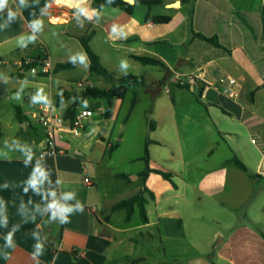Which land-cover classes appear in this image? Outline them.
<instances>
[{
  "label": "crops",
  "instance_id": "crops-1",
  "mask_svg": "<svg viewBox=\"0 0 264 264\" xmlns=\"http://www.w3.org/2000/svg\"><path fill=\"white\" fill-rule=\"evenodd\" d=\"M92 2L5 0L0 6V60L6 58L5 64H13L16 68L12 77L29 85H46L39 78L44 76H34L38 79L30 80L33 75L19 69L17 64L36 49L46 51L55 66L68 62L89 64L85 51L80 61L64 51L67 52L73 42L81 45V37L93 33L92 43L102 33L111 47L119 49L131 60L136 61L132 56H145L161 61L165 67H154L166 71L164 78L168 84L157 80L152 85L162 87L165 84L167 91L173 94L172 99H175L174 89H184L175 86L177 76L185 79L191 90L197 88L201 99L194 106L205 111V114L198 112V122L206 131L188 136L183 150L172 146L179 155L175 169L152 164L150 156L151 168L174 174L175 188L154 173L143 184L139 174L144 169L133 180L125 173L111 170L105 160L112 156L109 152L112 145L106 144L105 140L96 139L97 149H92L90 143L79 148L84 141L83 133L90 138L95 135L93 120L88 121L83 133H62L57 156L40 158L44 130L33 124L31 114L39 112L43 104H39L36 112L19 106L26 118L25 122H20L15 114L20 128L25 132L33 128L37 131L28 141L16 135L21 141L17 147H0V264H129L133 260H140L139 264H188L198 257L208 259L211 264H264L261 235L264 233V214H250L255 201L246 196L244 203L250 204L245 214H212L210 218L217 228L209 230L202 226L196 231V238L189 237L186 216L176 208L180 184L175 181V177L178 179L180 173L192 167L193 158L189 156L191 151L195 154L196 149L192 147L199 144L198 139H207L204 152L210 153L213 148L209 136L213 133L223 136V142H226L225 138L238 137L243 132H257L264 138V116L257 113L258 106L264 101V0H163V13H158L155 10L158 6H155L150 15L170 16L172 19L167 24L146 20L149 10L143 5H137L134 14L129 16L115 7L95 10ZM183 5L188 10V17L192 11L195 32L217 35L230 51L190 38L177 52L171 53L166 48L174 43L171 35H159L158 31L162 25L170 27L174 24ZM49 42L63 53L53 56V46ZM95 53L104 66L101 54ZM77 64L72 70L80 69ZM59 71L50 77L48 85V100L55 98L56 104L57 96L63 90L72 91V84L76 82L53 78ZM19 72L23 76L16 79L14 74ZM86 74L91 75L87 71ZM224 76H231L239 83L237 98L223 92L225 85L220 84L219 79ZM190 77L194 78V83ZM72 103L69 99L59 106L67 111ZM175 105L176 99L173 100ZM221 115L231 122L236 121L239 128L226 127L229 122ZM158 123L156 119L157 126L150 138L153 143L149 146L164 144L154 137ZM107 133L108 130L102 135L104 139ZM260 150L263 157L256 173L246 167L264 180V148ZM95 151L100 153L93 158ZM231 159H226V164H233ZM225 171V167H221L214 178L212 171H208L206 175L210 180L199 187L205 188L208 196L222 192L228 178ZM154 175L163 179L158 190L151 185L152 180L158 181ZM86 178L92 185L85 182ZM183 183L189 186L187 182ZM144 187L154 195L151 198L146 194L147 223H143L140 216L133 221L136 212L139 213L138 208L130 222L125 221V211L111 212L116 203L136 195ZM116 191L132 194L122 198ZM53 202L61 203V216L50 213ZM262 205L264 207V202ZM185 242L192 249L187 257L180 251L183 248L180 249V245Z\"/></svg>",
  "mask_w": 264,
  "mask_h": 264
},
{
  "label": "rangeland",
  "instance_id": "rangeland-1",
  "mask_svg": "<svg viewBox=\"0 0 264 264\" xmlns=\"http://www.w3.org/2000/svg\"><path fill=\"white\" fill-rule=\"evenodd\" d=\"M155 10L158 13H163L164 7L158 6L155 7ZM180 12L181 14L172 26L166 27L162 25L158 31L159 35H171L174 43L172 42L170 47H166L171 53L177 52L180 48L179 46L183 42L188 43L191 38L188 10L183 5ZM49 43L53 46V56H60L63 53L62 50L55 47L54 43ZM90 44L93 50L101 54L105 68L113 71L115 77L120 78L126 72H131L134 75L143 76L147 86L151 89L150 91L147 89L139 90L136 105L131 112L130 106L134 97L132 90L127 93L123 100L114 101L108 119L106 118L107 101L105 99L89 100L85 107L95 111L94 116L91 118L95 135L90 138L81 131L83 133L81 138H84V141L79 148L83 149L85 144L90 143L92 149H97L96 139L105 140L106 144L113 146L112 156L111 158L106 157L105 163L110 166L112 171L125 173L130 180H133V177H136L138 172L145 169V162L142 157L144 156L146 139L147 137L151 138L147 112L152 109L151 118L159 121L154 137L164 143L162 146H149L150 156L153 158L152 164L169 170L175 169L179 155L172 146L175 145L176 148L179 147L183 150L187 145L186 143H188V136L206 131L198 122V112L205 114V111L194 106L197 100L200 101L201 99L200 91L197 88L191 90V87L189 89H174L176 105L173 106V100L175 99H172L173 94L170 93L171 91H167L165 84L162 87L152 85L153 81L157 80L165 81L168 84L164 78L166 76L164 69L145 66L131 60L123 55L119 49L111 47L108 40H106V36L102 35V33ZM160 47H164V45ZM64 53L68 54L69 57H73L76 61H80L82 56H85L84 49L78 42H73L71 48L67 52L64 51ZM6 60L8 59L2 58L0 60V83L7 88V94L0 96V147L5 149L19 146L21 141L19 142L16 135H19L23 141H28L31 134L37 131L33 128L25 132L20 128L15 117L17 108L20 106L23 110L36 112L39 104H44L46 99L48 100L50 97L48 86L50 77H39L46 83L43 86L29 85L17 81L12 77L16 68L13 64H5ZM54 73L55 71H53ZM53 78L57 80H75L76 82H73L72 88H77L78 83H81L82 87L90 85L101 89H107L111 85L102 76L96 74L87 75L86 70L84 71L82 68L59 71ZM83 78H86L87 81H82ZM29 79L36 80L38 78L31 76ZM182 81L187 83L185 79ZM174 84L177 88L180 85L178 82ZM37 89H39L38 92ZM155 91L156 94L154 95ZM52 99L54 101L55 98ZM204 105L207 106L208 104L204 103ZM257 113L261 117L264 116V101L258 106ZM212 116L215 117L213 114ZM222 117L225 118L224 116ZM225 119H227V123L229 122L226 127L231 129L239 128L236 121L231 122L228 118ZM108 120L109 122L106 125L105 121ZM88 123L87 121L86 124ZM103 129L108 130L105 139L101 134ZM209 137H211L210 147L213 148L210 153L204 152L207 149V145L204 143L205 141L207 142V139L196 140L199 144L192 147L196 149V152L193 154V151H191L189 156L193 158V160L191 159L193 161L191 162L192 167L187 168L189 171L186 170L180 173L178 179L175 177V181L178 180L180 184V198L178 195L176 208L179 209L181 214H185L187 233L189 237L194 238H196V231L202 226L209 230L217 228L210 218L212 214H223L224 216L225 214H245L250 204L244 203L246 196L250 198V201H255L250 214H264L262 205V202H264V180L261 178L250 179L247 174L234 164H226L225 162L226 159L237 156L251 172L256 173L258 163L263 157V152L260 150L264 148L262 134L243 132L238 137L225 138L226 142H223V136L216 133ZM252 140H255V143ZM99 153L95 151L92 157H97ZM179 165L181 167V164ZM221 167H225L226 178L228 177L224 184V190L216 195L208 196L205 193V188L199 187V184H205L210 180V176L208 178L206 175L208 171H212L213 178L215 175H219ZM154 177L158 181L152 180L151 185L158 190L163 179L156 175ZM183 181L187 182L189 186L184 185ZM193 185H197V187ZM116 193L121 194L120 197L122 198L132 194V192H129L131 194H125V192L118 193V191ZM138 219L139 213L137 211L133 221ZM202 222L204 225H201ZM219 229L222 228L219 227ZM220 238H218L216 244L220 241ZM181 248L182 250L180 251L183 256L187 257L191 254H188L192 249H190L191 246L187 242L182 243L180 245Z\"/></svg>",
  "mask_w": 264,
  "mask_h": 264
},
{
  "label": "trees",
  "instance_id": "trees-1",
  "mask_svg": "<svg viewBox=\"0 0 264 264\" xmlns=\"http://www.w3.org/2000/svg\"><path fill=\"white\" fill-rule=\"evenodd\" d=\"M137 5H143L148 8L149 11L145 17L146 20H150L157 24H167L172 19L170 16H151L150 15V10L155 6L163 5V0H135V3L133 4L126 2L125 0H93L92 2V7L95 10H100L103 7H115V8L122 10L124 13H126L129 16H132L134 14L135 7ZM262 21L264 23V7L262 10ZM190 30H191L192 39H199L214 47L222 48L227 51H230L221 44L219 37L217 35L207 36L203 33L194 31L193 23H192V11L190 15ZM92 34L93 33H90L88 36L80 38V43L89 59L90 74H96L98 76H102L111 85L107 89H101L97 86L85 85L81 88L79 87L73 88L72 91L63 90L62 93L57 96L56 102L58 105H60L66 100H69V99L73 100V103L66 111L67 118H73L75 114L77 113L78 109L81 107H84L85 104L89 100L105 99L108 103V106L106 108V118L108 119L110 117V112H111L113 102L115 100H123L130 90H132L134 93V97L131 101V106H130V112H131L136 105V99H137L139 90L147 89L148 91H150L151 89L150 87L147 86V82L145 78L142 76H137L131 72H126L122 77L117 78L115 77V74L113 72L107 70L101 63L99 56L95 53V51L91 47L90 40L92 38ZM45 53L46 51L36 49V51L30 54V57L34 58L37 61L38 59L45 56ZM132 58L145 66L165 67V65L161 61L156 60L154 58L145 57V56H132ZM76 64L77 63L75 62L57 64L54 68V71L70 70V69L75 68ZM34 65H37V63L35 62L32 66ZM24 72H26V70H24ZM22 76L23 75L20 72L14 74V77L16 79H19ZM179 87L189 89L191 86L188 85L187 83H183V84H180ZM155 94H156V91L154 92V95ZM151 113H152V109H150L147 112V116L149 120V130L153 132L156 129L157 124H156V121L151 118ZM16 116L20 122H25L26 118L22 116V111L20 108H17ZM151 143H153V141L150 139V137H147L146 143H145L144 156L142 157V159L145 162V169L139 174L143 184L146 182L148 176L151 173H154V174L160 175L163 179L169 181L171 185L175 188L176 184L173 180L174 174L172 172L164 171L161 169H153L150 167L151 158H150L149 145ZM112 151H113V146L109 149L110 153H112ZM231 162L241 171H243L244 173H247L251 179L263 178L259 174L251 173L249 169L246 167V165L238 157L232 158ZM146 194L149 195V197L151 198L154 197L153 193L149 189L144 187V189L141 190L136 195H133L129 198L123 199L119 201L118 203H116L111 208V212H116V211H121V210L125 211L126 213L125 221L130 222L135 213L136 208H138L141 221L143 223H147L148 215H147L146 205L148 202V198L146 197ZM261 235L264 239L263 232H261ZM139 263H140V260H133L129 264H139Z\"/></svg>",
  "mask_w": 264,
  "mask_h": 264
},
{
  "label": "built area",
  "instance_id": "built-area-1",
  "mask_svg": "<svg viewBox=\"0 0 264 264\" xmlns=\"http://www.w3.org/2000/svg\"><path fill=\"white\" fill-rule=\"evenodd\" d=\"M24 1V0H22ZM37 65L32 66L34 63ZM19 69L26 70L33 76H47L51 77L55 68V65L51 57L45 53V56L37 61L32 57H24L18 61ZM176 81L183 84V78L177 76ZM194 83V78H189ZM220 84L225 85L223 92L231 97L237 98L239 96L238 88L239 83L231 76H224L219 79ZM78 87H82L81 83H78ZM94 116L93 109L87 107H81L73 118L66 117V111L63 110L55 102L48 100L40 107L39 112L31 114V120L33 124L41 127L44 130V140L40 145L41 152L40 158L55 157L60 153L58 141L62 138V133L71 132L74 134H80V132L86 126L87 121L91 120ZM85 182L90 186L91 181L86 178ZM63 207L61 203L53 202L50 213L52 215L61 216Z\"/></svg>",
  "mask_w": 264,
  "mask_h": 264
},
{
  "label": "water",
  "instance_id": "water-1",
  "mask_svg": "<svg viewBox=\"0 0 264 264\" xmlns=\"http://www.w3.org/2000/svg\"><path fill=\"white\" fill-rule=\"evenodd\" d=\"M126 2H129L131 4L135 3V0H125ZM80 68L86 70L87 72H90V65L89 64H77ZM7 94V88L5 85L0 83V96H5ZM106 132L105 129L102 130L101 134L104 135ZM188 264H211V262L203 257H198L190 260Z\"/></svg>",
  "mask_w": 264,
  "mask_h": 264
},
{
  "label": "clouds",
  "instance_id": "clouds-1",
  "mask_svg": "<svg viewBox=\"0 0 264 264\" xmlns=\"http://www.w3.org/2000/svg\"><path fill=\"white\" fill-rule=\"evenodd\" d=\"M4 2H5V0H0V6H3ZM57 2H59V0H57Z\"/></svg>",
  "mask_w": 264,
  "mask_h": 264
}]
</instances>
